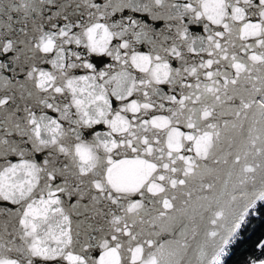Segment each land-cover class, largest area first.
<instances>
[{
  "label": "snow or ice",
  "instance_id": "snow-or-ice-1",
  "mask_svg": "<svg viewBox=\"0 0 264 264\" xmlns=\"http://www.w3.org/2000/svg\"><path fill=\"white\" fill-rule=\"evenodd\" d=\"M253 220L264 0H0V264H229Z\"/></svg>",
  "mask_w": 264,
  "mask_h": 264
},
{
  "label": "trees",
  "instance_id": "trees-1",
  "mask_svg": "<svg viewBox=\"0 0 264 264\" xmlns=\"http://www.w3.org/2000/svg\"><path fill=\"white\" fill-rule=\"evenodd\" d=\"M261 239H264V220H253L232 249L233 255L229 264H241L243 260L249 257L250 250Z\"/></svg>",
  "mask_w": 264,
  "mask_h": 264
},
{
  "label": "water",
  "instance_id": "water-1",
  "mask_svg": "<svg viewBox=\"0 0 264 264\" xmlns=\"http://www.w3.org/2000/svg\"><path fill=\"white\" fill-rule=\"evenodd\" d=\"M190 27H191L192 31L195 32L196 34H205L206 35V33H203L200 25H191ZM71 47L73 50L81 52L82 58L87 59L89 62L93 63L97 67L98 70L106 68L109 64L117 63V62L113 61L111 57H108L106 55L89 53L83 47V45H81V46L72 45ZM46 67H48L49 70L51 68L50 65L46 66ZM88 71H90V70H86V69L81 68L78 70H73V74L83 75V74H87ZM113 87H114V85H113ZM133 98H136V97H133ZM129 99H132V98H129ZM120 106H121L120 102L116 101L115 98H113V107L119 108ZM164 114H166V113H164ZM96 127H97V130H104V131L107 130V125H103L102 128H101V126H96ZM163 238L166 239L169 237L167 235H165ZM93 255L98 256L99 253H93Z\"/></svg>",
  "mask_w": 264,
  "mask_h": 264
},
{
  "label": "crops",
  "instance_id": "crops-1",
  "mask_svg": "<svg viewBox=\"0 0 264 264\" xmlns=\"http://www.w3.org/2000/svg\"><path fill=\"white\" fill-rule=\"evenodd\" d=\"M255 254H256V249H255V247H253V248L250 250L249 257L254 256ZM249 257H248V258H249ZM246 259H247V258H246ZM246 259L243 260V261L241 262V264H245Z\"/></svg>",
  "mask_w": 264,
  "mask_h": 264
}]
</instances>
